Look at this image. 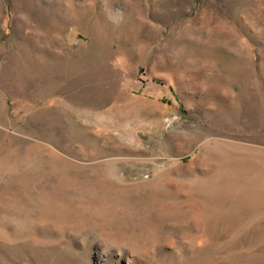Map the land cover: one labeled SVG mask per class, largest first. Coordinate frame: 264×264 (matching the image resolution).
<instances>
[{
	"label": "rangeland",
	"instance_id": "1",
	"mask_svg": "<svg viewBox=\"0 0 264 264\" xmlns=\"http://www.w3.org/2000/svg\"><path fill=\"white\" fill-rule=\"evenodd\" d=\"M0 264H264V0H0Z\"/></svg>",
	"mask_w": 264,
	"mask_h": 264
}]
</instances>
